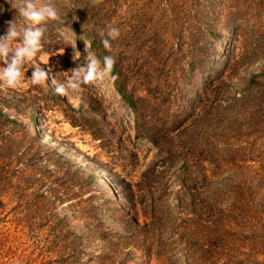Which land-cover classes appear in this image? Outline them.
<instances>
[{
	"label": "rangeland",
	"instance_id": "obj_1",
	"mask_svg": "<svg viewBox=\"0 0 264 264\" xmlns=\"http://www.w3.org/2000/svg\"><path fill=\"white\" fill-rule=\"evenodd\" d=\"M53 2L0 91V264H264V0ZM84 40L118 83L59 95Z\"/></svg>",
	"mask_w": 264,
	"mask_h": 264
},
{
	"label": "clouds",
	"instance_id": "obj_2",
	"mask_svg": "<svg viewBox=\"0 0 264 264\" xmlns=\"http://www.w3.org/2000/svg\"><path fill=\"white\" fill-rule=\"evenodd\" d=\"M15 12L12 20L6 22V30L0 35V91L16 90L25 82L24 66L32 61L41 49V38L44 33L42 27L48 21L59 20L57 8L53 0H5ZM100 0H91L96 5ZM19 18V20H18ZM103 48L111 53L112 42L120 36L118 27H109L98 32ZM87 51L89 44L86 40ZM75 49V46H73ZM81 53L74 51L73 62L77 67L62 72L65 80L56 84L55 91L59 95H66L68 90L77 91L82 85L93 84L106 78L116 79L113 69L116 58L113 55L103 57V67L96 56L88 51L86 63L81 65ZM27 83L39 85L48 79L40 67H35ZM53 83H56L53 80Z\"/></svg>",
	"mask_w": 264,
	"mask_h": 264
},
{
	"label": "trees",
	"instance_id": "obj_3",
	"mask_svg": "<svg viewBox=\"0 0 264 264\" xmlns=\"http://www.w3.org/2000/svg\"><path fill=\"white\" fill-rule=\"evenodd\" d=\"M102 62H103V61H102ZM113 75L117 77V71H116L115 68L113 69ZM114 80H115L116 83H118V79H117V78L114 79ZM118 91H119V93L122 95V97L124 98V100L129 104V106H130L131 108L135 109V102L133 101V99H132L130 96H128V95L125 93L124 89H123L122 87H119V88H118Z\"/></svg>",
	"mask_w": 264,
	"mask_h": 264
},
{
	"label": "bare ground",
	"instance_id": "obj_4",
	"mask_svg": "<svg viewBox=\"0 0 264 264\" xmlns=\"http://www.w3.org/2000/svg\"><path fill=\"white\" fill-rule=\"evenodd\" d=\"M47 138V137H46Z\"/></svg>",
	"mask_w": 264,
	"mask_h": 264
}]
</instances>
